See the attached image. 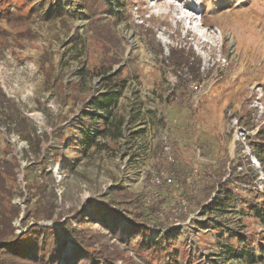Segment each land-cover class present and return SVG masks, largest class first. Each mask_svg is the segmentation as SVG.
Here are the masks:
<instances>
[{
  "label": "rangeland",
  "instance_id": "374dc122",
  "mask_svg": "<svg viewBox=\"0 0 264 264\" xmlns=\"http://www.w3.org/2000/svg\"><path fill=\"white\" fill-rule=\"evenodd\" d=\"M120 1L125 8L112 17L99 0H0V127L6 130L0 158L8 162L3 172L11 191L3 205L19 209L13 237L53 224L34 215L36 204H44L42 213L51 204L55 218L68 219L89 203L105 206L116 185L142 192L164 154L180 172L164 192L170 200L206 184L207 195L213 185L240 177L235 192L254 202L228 213L201 210L208 201L202 191L189 218L177 224L178 264H264L243 257L245 244L228 231L255 238L253 254L264 235L262 216L250 214L264 206V0ZM107 73L126 81L118 108L126 119L123 137H100L103 149L76 161L66 136ZM7 136L25 147L15 151L3 142ZM86 228L109 262L163 264L162 257L137 252L139 238L102 225ZM236 241L235 257L222 250L221 242Z\"/></svg>",
  "mask_w": 264,
  "mask_h": 264
},
{
  "label": "trees",
  "instance_id": "16d2710c",
  "mask_svg": "<svg viewBox=\"0 0 264 264\" xmlns=\"http://www.w3.org/2000/svg\"><path fill=\"white\" fill-rule=\"evenodd\" d=\"M99 1L101 2L100 8L112 17L118 15L121 9L125 8L120 0H116V5H114V0ZM83 3L85 4L87 1ZM86 9L91 13L90 7ZM10 15L13 18L12 21L17 22L18 17ZM50 16L51 13L47 17ZM125 85L126 81L119 75L107 73L100 76V91L85 103L82 109V118L76 121L77 125L73 123L76 131L66 136L65 145L67 150L75 151L76 161L87 158L92 149L102 150L103 145L97 142L100 137L111 142L123 137L126 119L120 116L118 108ZM162 149H158L161 154ZM65 156L66 153L62 154L63 158ZM173 156L177 161V154ZM5 163L8 162H4V159L0 158V264H115L109 262L104 258L102 252L92 246L91 241H95V238L86 228L90 224L102 225L103 228L113 231L115 234L119 233L120 236L139 238L135 247L137 252H145L146 257L154 254L162 257L163 264H178L179 253L175 242L180 235V228L177 224L184 218L185 220L189 218L192 211L191 204L195 206L199 202V194L202 191L208 201L206 204H202L201 210L228 213L240 202L254 203L235 192L233 185L237 184L240 177L236 180L220 182L216 186L213 185L212 192L207 195L206 191L209 186L206 184L205 188H201L198 192L191 193L189 196L181 192L175 199L170 200L171 194L164 192L174 187V176L180 172L176 171L173 160H165L164 154H162V156H158L156 165L146 176L142 192L132 193L124 189L123 186L116 185L104 198L102 203L105 206L99 207V205L89 203L88 206H84L68 219L63 216L55 218L56 214L51 209V204L47 206V213L41 211L43 203L36 204L34 215H38L37 211H39L42 217L53 224L51 226L35 224L19 239L18 236L13 237L11 226V220L18 217L19 209L16 205H10L6 208L10 211L8 216L3 205L4 198H7V201H10L11 198V191L6 188L4 178ZM169 179L171 182H168ZM244 183L246 184V182ZM181 201H186L187 204L181 205ZM179 206L180 208H178ZM83 210L84 212H82ZM250 214L256 218L262 216L261 219L264 221V206H259V209L256 207ZM63 220L65 221L63 225L55 227L56 222ZM215 230H218L217 227ZM154 231L158 232L156 238H153ZM228 231L231 237L233 234L245 244L243 257H249L252 263L258 259H264V235L257 246L253 247L256 251L253 254L249 248L252 247L255 238L246 234H236V231ZM216 235H219L218 239L223 241V235L220 232H217ZM221 243L222 250L229 252L230 255L235 257L239 253L240 249L236 244L238 245L240 242L236 241L235 244L229 245ZM180 254L183 257V253ZM189 255H186V260L191 259Z\"/></svg>",
  "mask_w": 264,
  "mask_h": 264
},
{
  "label": "built area",
  "instance_id": "2783aa9c",
  "mask_svg": "<svg viewBox=\"0 0 264 264\" xmlns=\"http://www.w3.org/2000/svg\"><path fill=\"white\" fill-rule=\"evenodd\" d=\"M5 131L6 130H4V128L0 127V134L5 133ZM3 142L9 144L13 149H15V151H19L26 145L24 142L20 141L19 137L14 136H11V138H9V136L5 138L3 137ZM168 182H171V179H169Z\"/></svg>",
  "mask_w": 264,
  "mask_h": 264
}]
</instances>
